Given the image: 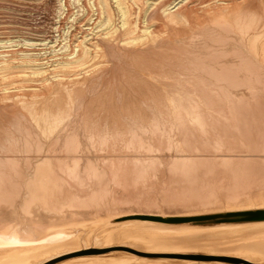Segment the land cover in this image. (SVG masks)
Segmentation results:
<instances>
[{
  "label": "bare ground",
  "instance_id": "6f19581e",
  "mask_svg": "<svg viewBox=\"0 0 264 264\" xmlns=\"http://www.w3.org/2000/svg\"><path fill=\"white\" fill-rule=\"evenodd\" d=\"M85 1L88 3L89 8L86 7L88 12L92 11L91 13L97 15L93 23L96 27L93 25L94 27L91 28L90 32L95 38L104 35L107 39H110L120 33L124 38L121 39L123 49L133 50L150 42L154 45L167 34V32H161L157 29L151 30L148 27L142 31L138 30L137 24L132 19L135 7L134 4L130 3L131 1L73 0L76 6L82 4V2L85 4ZM142 1H146L147 8L144 10L146 13L151 8L156 7L157 10L154 14L158 16L159 11V15L170 25L177 26L180 23L187 25L190 22V27L198 29V35L196 34L194 37H199L200 34L208 38L212 35L210 32H213V40H216L219 46L225 44L227 37L230 38L232 45L229 48L224 45V47L216 48L207 47V50L210 51L208 55H206V52L202 54L199 51L196 58L192 56L195 62L192 59V62L179 66L176 70L178 73L175 76L166 73L168 67L171 68L170 72L175 71L177 67L172 64L171 60L166 59L155 68L159 69V73L156 71L148 72V80L152 85L163 87L164 92L167 93L166 96L152 94L153 99L151 101L155 104V113L160 111L159 117L161 118V113L163 115L165 112V115H163L165 116V124L162 125L164 128L162 131L159 124L161 128L157 129V124L152 123L155 124L156 129H154L155 127L153 129L148 128L151 130L149 131L151 135L144 142L145 144L141 143V136L133 135L129 138L125 129L115 127L109 132L113 140L107 141L108 132H106L107 135L105 134L100 150H97L98 147H95L96 149L94 147L87 148L86 152L81 149L82 156L75 155L72 159L71 157L67 159L68 156L58 154L55 147H58L56 144L59 142V137L56 136L59 135L58 130L60 129L57 127L61 124L58 123L70 118L68 115L71 113L68 112L66 118L64 114L60 118L62 113L54 115L55 112L45 110L41 113L42 115H39V113L32 112V110L31 114L34 113L35 119L40 123L37 126L35 125L36 129L32 131L25 130L19 141L13 138L16 143L6 152L0 150V169L5 165H10L13 169L16 168V174L13 175L14 178L12 177L11 190L0 185V264H30L42 255L69 243L66 242L68 228L65 225L76 222L78 218L90 216L92 213L93 215H99L96 213L103 214L104 212L101 213V211L105 210L110 215L113 210H118L117 208L122 210L132 206V210H147L151 213L155 212L175 217L166 218L164 216L166 218L164 219L165 222L168 223L192 222L187 226H165L153 230L155 235L149 237V243L151 245H166L173 248L168 250L174 251L198 248L201 243L207 242L216 246L222 240L220 238L225 236L220 232L224 225L252 224V226H264V17L258 16L256 12L245 7L246 3L252 0H226L227 2L224 5H210L208 9L203 11L204 16H206L205 24H202L200 20L183 19L188 18L194 0L182 1L175 5L173 9L170 8V5L168 6L169 2L162 1L157 5L153 2L151 4V0ZM65 2L67 1L65 0ZM65 4L64 11H67V15H69L71 8L67 6L68 3ZM112 4L116 5L115 9ZM83 7L85 6L83 5ZM78 8L79 11L82 10L80 7ZM77 17H79V14ZM78 19L75 18L72 22L73 26L68 28L67 41H72V37H74L73 28ZM89 36L90 34L82 37L83 39L74 48H72V43H67L65 48H62L63 55L66 54V58L54 60L51 63L45 61L49 58V53L43 52L35 54L32 52L21 53V59L17 58L19 59L18 62L11 59V56L17 55L16 51L22 47H25V49L30 47V50L37 49L40 46L46 48L48 42L40 45L32 41H2L0 42V50L15 51L16 54L0 57V72L6 76L14 70L21 69L29 74L31 81H42V84L46 85L44 87L61 85L63 74L84 69L89 59L95 54L90 48L94 38L90 39ZM42 50L46 51L45 49ZM58 54H62V52ZM49 67L53 69L48 70ZM22 75L24 76V73ZM2 77L4 78V75ZM69 97L72 102L71 91ZM33 98L36 100L38 98L37 94ZM159 98L162 99L159 100ZM54 103L56 104V102ZM81 107L83 108V104ZM73 108L75 109V107ZM25 109L29 110L30 107L28 109L25 107ZM165 109L167 110L165 111ZM148 110L151 111L150 106ZM77 112L74 113L77 114ZM154 116L156 115H153L154 119L158 117ZM71 117L74 118V116ZM87 118H90L89 113ZM81 119L86 122L83 117ZM48 120L52 124H49ZM40 121L47 123L43 124ZM147 121L149 123V120ZM33 123L37 124L35 121ZM66 123L65 121L64 125ZM83 124L85 125V123ZM132 125L134 124L132 123ZM87 127V125L82 126L81 130H83L84 140L87 139L88 141V139L97 136V131L94 134L95 132L91 129L87 130ZM32 132H35L34 137L38 142L32 141ZM62 133L64 132L62 131ZM172 141H175L172 144L174 146L170 148ZM19 142L22 143L18 144ZM60 144L63 143L60 141ZM29 145L30 147L38 146H36L38 148L36 151L37 156L31 161L28 158L25 159L31 151ZM84 145L86 146V144ZM79 146H74L76 148L73 150L79 149ZM144 146L145 149L150 150L149 154H147L148 152H146ZM40 150L41 152H39ZM64 150L66 149L64 148ZM72 152V154L75 153ZM20 156H22V161L26 163L25 166L19 165L20 160L18 159ZM62 158L64 162L68 161V163L69 161H76L72 162L75 167L80 162L81 166L78 164L80 167L77 171H81L83 174V172L88 173V170H91L96 174V179L94 178L95 180H91V182L86 179V182L83 178L85 176L81 174L83 177L81 176L78 179L80 181L77 182L78 184L60 178L61 184V181H59V177H61L60 170L57 167L64 163ZM155 161L158 164L155 165ZM55 164L59 165L56 166ZM155 168L159 169L158 172L161 176L160 174L158 177L154 176ZM4 169L6 170V168ZM66 172L68 173V171ZM70 175L75 177L74 174ZM70 175H68V178H71ZM75 175L77 179V172ZM17 176H21L19 177L21 180ZM0 178L2 179V177ZM15 181L18 183L15 184ZM32 181L39 183L42 189L45 188L46 192L63 185L66 191H60L58 197L65 204H57L59 201L62 202L57 199H54L58 201H55L56 203L48 202L49 199L47 201L45 196L39 198L38 194L40 192L37 191V194H35L33 192L34 187L31 188ZM15 187H21L22 191L26 188L25 192L27 190V194L21 192V196L16 198L13 191ZM42 189L40 188V190ZM55 194L53 192V195ZM93 195H98V201L95 197L93 200ZM44 199L48 203H45ZM100 200L104 201L101 202ZM13 216H15L16 221H11ZM218 218H221L218 223L217 220L212 222L214 224L208 223V219ZM252 219H258L261 222L247 223ZM185 227H187V230L184 231L183 236H178L176 230L185 229ZM52 235L56 237L57 241H48V238ZM108 236L110 235L108 234ZM101 239L104 240L106 237H101ZM263 246L264 244H262ZM262 247L260 248L262 249ZM249 249H254V247L251 246ZM112 251L115 250H108L113 255Z\"/></svg>",
  "mask_w": 264,
  "mask_h": 264
},
{
  "label": "rangeland",
  "instance_id": "374dc122",
  "mask_svg": "<svg viewBox=\"0 0 264 264\" xmlns=\"http://www.w3.org/2000/svg\"><path fill=\"white\" fill-rule=\"evenodd\" d=\"M66 1L67 2H65V0H0V42L32 41L35 43H39L40 45H42L41 43L48 42V47L46 48H44L43 46L37 47V49L33 48L34 50L33 49L30 50L31 49L30 47L26 49L25 47L20 48L19 50L16 51L17 55L11 56L12 57L11 59L13 61L18 62V60L21 59L20 54L28 53V52L29 53L32 52L34 54L40 52L49 53L48 54L49 58L46 59L45 61L47 62L49 61L50 63L54 60L66 58V54L63 55L62 48H65L66 44L70 42L67 41L68 28L73 26L72 22H74L75 18H79V19L77 24L73 28L74 37H72V41L70 42L72 43V48H74L76 44H78V42L83 39L82 37L90 34L89 38L90 39L94 38L92 42V46H90V48H92L93 54L95 53L89 59L88 64L84 67V69L81 70L78 69L71 73L63 74L62 75L63 83L61 85L44 87L46 85L42 84V81H38V82L31 81L30 80L31 77L29 76V74H26L27 72L22 71L21 69L14 70L10 75H6L7 77L5 76V74H2L0 72V75L2 76L4 75V78L0 76V86H1L0 87V150L1 151L6 152L7 149L12 148V145L16 143L13 140V138H15L16 141L21 140V136L24 134L25 130L32 131L36 129V126L38 125L39 122L37 119H35L34 117L35 114L34 113L31 114L32 110H33L32 112H37L39 113V115H42L41 113L44 112L45 110L55 112L54 115L62 113V116L60 118L63 117V114L65 115L66 118L67 117L66 115L71 113L70 115H68L70 118H66L67 120L64 119V121H62L63 120L62 119L60 120L62 122L58 123L61 125H58L57 127L58 129L59 128L60 129L58 130L59 135H57L56 137L57 138L59 137L58 141L59 142L61 141V143L63 144L59 145V142L57 141L58 143L56 142L57 143L56 146L58 145V147H55L56 152L66 157L68 156L67 159L70 157L72 159L73 156L75 157V155L82 156L80 152L81 149L85 150L86 152L87 148L98 147L97 150H100L101 145L103 143L102 141L107 135L106 132H108L106 138L107 141L110 142L111 139L113 140L109 132H111L115 127L125 129L126 133H128L127 136L129 138H131V136L133 135L141 136L140 137L141 143L145 144L144 142H146L151 135V132H149L151 130L149 129L150 128L153 129L155 127V124L153 125L152 123L157 124L156 125L157 129L158 128L160 129L162 127L161 129L162 131L164 129L162 125L165 124L164 122L165 116H163L165 115V112L163 115L161 113V118L159 117L160 111L158 112L157 110L159 114L155 113L156 109L154 108L156 107H154L155 104H153V102L151 101L153 99L152 94L156 93L161 96H166L167 93L164 92L165 89L163 87L159 85L158 86L152 85V83L148 80L149 78L148 72L156 71L157 73H159V69L157 70L155 68L166 59V60H171L172 64L174 66H177L175 71L173 70L172 72H170L171 68L168 67L166 73H171L173 76H175L178 73L176 70L179 66L188 64L193 60L195 62L194 58L197 57L199 51H201L202 54H205L206 52L207 53L206 55H208L210 51L209 49L207 50V47L216 48V47L225 46L226 48H229L232 45L231 40H229L230 38L227 37L228 41L226 40L225 44H223L224 46L223 45L219 46L216 40H213L214 39L213 32H210L212 35L210 34L211 37L209 36L208 37L209 39L207 38V36H202L200 34L199 37L198 36L194 37L196 36V34L198 35V31H197L198 29H196L195 27L193 28L190 27V22L187 25L184 24L182 25V23H180L177 26L170 25L169 23L166 22L164 18H162L159 15V11L157 13L158 16L154 14L155 11L157 10L156 7L155 8L153 7L154 10L151 8L146 13V11H144L145 8H147L146 1L143 2L142 0H128L129 2L131 1L130 3L134 4L135 10H133L134 16L132 19L134 23L137 24L138 30L142 31L146 27H148L151 30L157 29L158 31L161 32H167V34L163 38L164 40L162 39L161 41H159L154 45L152 42H150L145 46H139L134 48L133 50L132 49L125 50L123 49L121 42V39L124 38L120 33H118V35L110 39H107V37L104 35L99 36V38L98 37L95 38L94 35L90 33L91 28L95 26L93 23L96 20L97 15L91 13L92 11L88 12V10L86 9V7L89 8L87 1H85V4H83L82 2V4L80 3V5H77L82 9L81 11L78 10L79 8L74 4L73 0H69V2L68 0ZM162 1L169 2L168 6L170 5V8L173 9L174 6L177 5L178 3L182 1L186 2L189 0H170V1L151 0V4L154 3L159 5L160 3H162ZM226 2H227L226 0H194L193 2L194 4L191 5L192 10H190V14L188 18H183V19L193 20V21L200 20L202 24H205L206 16H204L203 11L208 9L210 5H214V4L224 5ZM65 3H68L67 6H70L71 8V12L69 15H67L68 14L67 11L66 12L64 11L66 8ZM83 5L85 7H83ZM112 5L115 9L116 5L115 4ZM245 7L249 10H252L253 12H256L258 16L262 18L264 17V0H252L246 3ZM84 9L86 10L84 11ZM78 14L79 17H77ZM145 24L148 26H146ZM42 49H45L46 51ZM0 51H1L0 57L5 55H10L13 53L16 54L15 51L13 52L10 51L11 53L8 52L9 50L7 51L4 50L7 53H5L3 50ZM51 51L54 53H52ZM57 52L58 53L62 52V54H58ZM188 53L191 54L189 55ZM52 69L50 67L48 68V70H52ZM83 71L84 73H82ZM22 72L24 73V76L22 75L23 74ZM14 83H16L17 85ZM67 91L69 93L71 91L72 100H73L72 102L69 97V93ZM36 94L38 98L35 100L33 96ZM78 99L79 100L82 99V100L78 102L79 101ZM161 99L162 98H159V100ZM54 102H56V104ZM22 103L25 104L23 105ZM78 103H80L81 105ZM82 104H83V108L81 107ZM149 106L151 111L153 110L154 112L152 111L151 113V111L148 110ZM25 107L27 109L30 107V109L26 110ZM73 107H75V109ZM78 108H80L81 110ZM76 109L78 110V112ZM71 110L73 111L71 112ZM166 110L167 109H165V111ZM26 111L29 113H27ZM62 111H64L65 113ZM74 112H77V114ZM88 113L90 116L89 119L87 118ZM154 114L156 115L154 117L158 116L157 118H155L158 121L153 118ZM71 116H74V118ZM81 117H83L86 122H83ZM32 119L37 124H34ZM70 119L72 120V124ZM132 120H134L135 123L136 122L139 123L135 124L134 121L132 122ZM147 120H149V123ZM17 121L18 122L20 121V123H18ZM65 121L68 123L69 127L67 123L65 124L66 126L64 125ZM162 121L163 123H161ZM50 122L49 124H52ZM131 122L135 125V127L134 125H132ZM17 123L20 125H18ZM41 123L44 124L47 122L42 121ZM83 123H85V125L88 126L87 130L91 129V131L95 132V133L93 132L94 134H96L97 131L96 134L97 136L88 139V141L87 139L84 140V137L82 135L83 130H81L82 126H85ZM150 123L151 125H149ZM138 124L141 127H138L139 126ZM144 125L145 126L149 125V126L145 127ZM97 126L100 128H98ZM106 126L108 127V130ZM156 127L154 129H156ZM96 128L98 129L96 130ZM135 128H137L138 130L140 129L139 131L143 134H141L137 129L136 132ZM143 130L144 132H142ZM147 130L149 133L147 132ZM62 131L64 133H62ZM69 132L70 135L68 136ZM159 133L162 134L161 131H159ZM34 134L35 132L31 133V139L34 142L36 141L38 142V140L34 137ZM100 135L103 136L101 137ZM69 139H73L74 141ZM95 139L97 140V142ZM99 139L100 140L102 139L101 142ZM204 139H206V137H204ZM83 140L85 141V143ZM63 141L66 142L64 143ZM174 142L175 141H172L170 143L171 146L170 148L174 146V145L172 146ZM21 143L22 142H19L18 144ZM84 144H86L87 147ZM36 146L37 145L30 147L29 145L32 151V152L30 151L32 157L29 154L26 155L25 159L28 158L31 161V159L37 156L36 151L38 150L37 148L38 146L37 147ZM74 146L76 147L79 146V149L73 150L74 148H76ZM64 148L66 150H64ZM71 148L72 150L70 151ZM72 151H74L75 153L72 154L73 153ZM39 152H41V150ZM146 152H148L147 154H149L150 150H147ZM18 160H20L19 161L20 164L18 163L20 166L21 164L26 165V163L22 161V156H20ZM72 162H76V161H69V163L68 161H66L64 163H61V166L59 164H58L59 166L55 164L56 166H58L57 169L59 168L58 170H60V173L58 171V173L61 176L59 177V181H61L60 178H65L67 179V181L76 184L77 182L78 183L80 182L78 179L82 175L86 177L85 178L82 176L85 180L87 179L88 182L89 181L91 182V180L96 179L95 178L96 174H94L93 171L88 170V173L86 172L87 173L86 176L85 172H83L82 174L81 171H77V169L81 166L80 165L81 163L78 162L76 164L77 167H75L73 166ZM154 164L156 165L158 164V162L155 161ZM4 168H6V170ZM15 169H13L10 165H5L0 169V174L2 175V176L0 175V177H2V179L0 178V185H3L5 189L11 190L12 188L11 185L14 178L13 175L16 174ZM156 170L157 168H155V173H154L155 175L154 174L152 175L158 177V175L160 174L158 172L159 169L157 171ZM66 171H68V173ZM76 172L78 176L77 179L75 175ZM78 172H80V174H78ZM70 174H74L75 177H73V175L71 176ZM68 175H70L69 177L73 179L68 178ZM88 175L93 179L90 178ZM17 177L19 178L21 176H17ZM17 183L18 182H16L15 184ZM35 183H36L35 181H32L31 188L33 189L34 187L33 192L35 194H37V191L38 193L40 192V194H38L39 198H44L45 196V198H47V201L49 199L48 202H54V203L61 200V198L58 197V195L60 191L64 190L65 187H63V185H62L63 188L61 187V185H60L61 188L59 186L55 187L56 191L54 189L49 192H46L45 188L42 189L39 183H36L37 185ZM7 184L8 186H6ZM38 185L42 190H40ZM20 188L21 187H15V189L13 188L16 198H18V196H21L20 195L21 192L23 193L25 192L26 188H24V191H22ZM65 191L66 189L63 192ZM53 192L54 194L57 192L58 193L53 195ZM97 196L93 195V200L95 197L98 201ZM54 199H57L58 201ZM45 200L46 199H44V201ZM47 201H45V203ZM61 203L65 204V202L63 201L62 202L59 201L57 204H61ZM28 209L31 210L32 208H28ZM117 209L118 210H113L112 211L113 213L110 215H108L105 210V211H101V213L104 212L103 214L96 213L99 215H93L92 213L90 214V216L78 218L76 222L69 224L66 223L67 225L65 226H67L68 228L67 231L68 238L66 242L69 243L65 246L63 245L62 247L60 246L59 248L52 250L48 254L42 255L41 257H39L30 264H59V263L60 264H264V249H263L264 246L262 247V244H264V236H262L264 234L263 233L264 229H262V227L264 226H252V224L234 225V226L224 225L223 229L220 230V232L225 234V236H222L220 238L222 240H220V242L216 246L210 245L211 243L207 242L204 244L201 243L200 246H198V248H189L183 251L181 250L174 251V250H168L173 248L167 247L166 245H151L149 243L150 242L149 237L155 235V231L153 230L159 229L161 227L163 228L165 226L167 227L178 226V225L187 226L192 222L168 223L165 222L164 219L172 216H165V215H161L160 213L157 214L155 212L151 213L147 210L136 211L135 209L132 210L133 209L132 206L123 208L122 210H120V208ZM12 218L13 220L11 221H16L15 216H13ZM214 220H217L218 223V221H220L221 218L208 219V223L214 224L212 223L214 222ZM255 222H261V221L258 219H252L251 221H247V223H255ZM186 230L187 227H185V229H177L176 232L178 236H183L182 234ZM108 234L110 236H108ZM101 237H106V239L102 240ZM48 239L47 240L49 242L57 241L56 237L53 235ZM247 242H251V243L247 244ZM21 243L25 244L26 242H21ZM251 246L254 247V249H249V247ZM259 246L262 247L263 250ZM109 249L115 250L112 251L113 255L111 254V252H108ZM163 253H167V254H163Z\"/></svg>",
  "mask_w": 264,
  "mask_h": 264
}]
</instances>
